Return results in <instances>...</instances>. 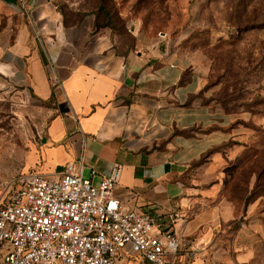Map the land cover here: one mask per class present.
<instances>
[{"label": "crops", "instance_id": "1", "mask_svg": "<svg viewBox=\"0 0 264 264\" xmlns=\"http://www.w3.org/2000/svg\"><path fill=\"white\" fill-rule=\"evenodd\" d=\"M123 0H0V98L40 110L45 128L27 170L82 159L94 182L121 166L114 188L129 210L167 215L193 264H264V196L224 194L192 176L235 139V117L201 95L204 76L181 39ZM87 173V175H86Z\"/></svg>", "mask_w": 264, "mask_h": 264}, {"label": "rangeland", "instance_id": "2", "mask_svg": "<svg viewBox=\"0 0 264 264\" xmlns=\"http://www.w3.org/2000/svg\"><path fill=\"white\" fill-rule=\"evenodd\" d=\"M160 33L181 39L203 70L201 95L235 117V139L222 157H203L192 176L225 180L224 194L242 201L264 196V0H123ZM40 110L0 98V200L8 183L27 170L30 151L41 143ZM87 175V173H86ZM252 192V193H251ZM251 194V195H250Z\"/></svg>", "mask_w": 264, "mask_h": 264}, {"label": "built area", "instance_id": "3", "mask_svg": "<svg viewBox=\"0 0 264 264\" xmlns=\"http://www.w3.org/2000/svg\"><path fill=\"white\" fill-rule=\"evenodd\" d=\"M82 159L58 172L29 169L0 200V264H193L175 224L182 212L129 210L114 194L121 166L99 182Z\"/></svg>", "mask_w": 264, "mask_h": 264}, {"label": "trees", "instance_id": "4", "mask_svg": "<svg viewBox=\"0 0 264 264\" xmlns=\"http://www.w3.org/2000/svg\"><path fill=\"white\" fill-rule=\"evenodd\" d=\"M230 141H231V140H230ZM229 143H230V142L226 143L225 146H227ZM219 149H220V148H218V150H219ZM204 157H207V155L204 156ZM251 193H252V192H251ZM250 195H251V194H250ZM255 197H258V195H257V196L244 197L243 200H245L246 202H249L251 199H254Z\"/></svg>", "mask_w": 264, "mask_h": 264}]
</instances>
